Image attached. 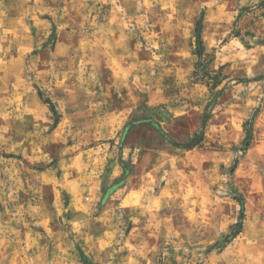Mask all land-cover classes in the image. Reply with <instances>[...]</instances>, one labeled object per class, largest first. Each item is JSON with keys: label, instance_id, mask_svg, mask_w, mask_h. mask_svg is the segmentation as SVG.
Returning <instances> with one entry per match:
<instances>
[{"label": "rangeland", "instance_id": "rangeland-1", "mask_svg": "<svg viewBox=\"0 0 264 264\" xmlns=\"http://www.w3.org/2000/svg\"><path fill=\"white\" fill-rule=\"evenodd\" d=\"M0 264H264V0H0Z\"/></svg>", "mask_w": 264, "mask_h": 264}, {"label": "trees", "instance_id": "trees-1", "mask_svg": "<svg viewBox=\"0 0 264 264\" xmlns=\"http://www.w3.org/2000/svg\"><path fill=\"white\" fill-rule=\"evenodd\" d=\"M200 20H198L196 22V27L195 30L197 31V46L200 49L202 42L200 40V32H199V28H200ZM154 125L155 127H157V122L154 118L151 117H146L140 114H136L135 117L133 119H131L129 122H127V124H125V126L123 127V129L120 132V141L122 142L124 140V138L130 134V132H132V130L138 126V125ZM238 231V229H237ZM234 236V234H233Z\"/></svg>", "mask_w": 264, "mask_h": 264}]
</instances>
